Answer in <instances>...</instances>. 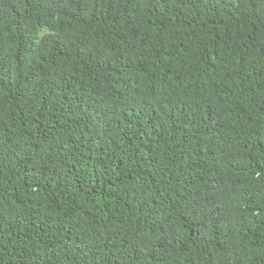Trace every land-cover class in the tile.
<instances>
[{"label": "trees", "instance_id": "16d2710c", "mask_svg": "<svg viewBox=\"0 0 264 264\" xmlns=\"http://www.w3.org/2000/svg\"><path fill=\"white\" fill-rule=\"evenodd\" d=\"M0 264H264V0H0Z\"/></svg>", "mask_w": 264, "mask_h": 264}]
</instances>
